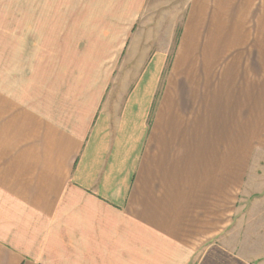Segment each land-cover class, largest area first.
I'll list each match as a JSON object with an SVG mask.
<instances>
[{"label":"crops","instance_id":"1","mask_svg":"<svg viewBox=\"0 0 264 264\" xmlns=\"http://www.w3.org/2000/svg\"><path fill=\"white\" fill-rule=\"evenodd\" d=\"M81 3L0 0V264H264V0Z\"/></svg>","mask_w":264,"mask_h":264},{"label":"rangeland","instance_id":"2","mask_svg":"<svg viewBox=\"0 0 264 264\" xmlns=\"http://www.w3.org/2000/svg\"><path fill=\"white\" fill-rule=\"evenodd\" d=\"M68 1H69V8L80 5L81 1H82L81 5H83L84 7L90 6V8H91V5H98L100 2V0H77V1L68 0ZM186 3H187V0H150V5L153 8L160 7L161 10H168L170 12V15L172 13L173 16L177 18V20H180V22L182 21V18L184 16ZM154 12L155 11H153V13ZM153 13L151 12L148 15H146L147 22H149V20L155 19V14ZM77 18H79V16H76L74 14H68L67 16V20L69 23L77 22ZM70 33L71 32L69 31V34ZM68 37L71 38V35Z\"/></svg>","mask_w":264,"mask_h":264}]
</instances>
